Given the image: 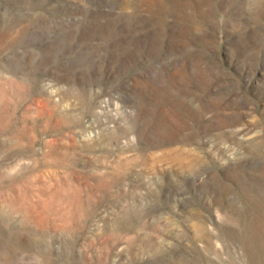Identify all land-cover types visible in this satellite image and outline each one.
Wrapping results in <instances>:
<instances>
[{
	"label": "rangeland",
	"instance_id": "obj_1",
	"mask_svg": "<svg viewBox=\"0 0 264 264\" xmlns=\"http://www.w3.org/2000/svg\"><path fill=\"white\" fill-rule=\"evenodd\" d=\"M0 264H264V0H0Z\"/></svg>",
	"mask_w": 264,
	"mask_h": 264
}]
</instances>
